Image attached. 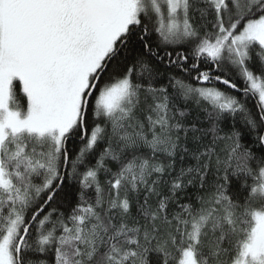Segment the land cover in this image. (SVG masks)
Masks as SVG:
<instances>
[{"label": "snow or ice", "instance_id": "snow-or-ice-1", "mask_svg": "<svg viewBox=\"0 0 264 264\" xmlns=\"http://www.w3.org/2000/svg\"><path fill=\"white\" fill-rule=\"evenodd\" d=\"M0 264H264V0H0Z\"/></svg>", "mask_w": 264, "mask_h": 264}]
</instances>
